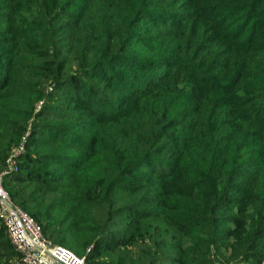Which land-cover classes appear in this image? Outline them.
<instances>
[{"label":"rangeland","instance_id":"rangeland-1","mask_svg":"<svg viewBox=\"0 0 264 264\" xmlns=\"http://www.w3.org/2000/svg\"><path fill=\"white\" fill-rule=\"evenodd\" d=\"M249 3L2 0L0 127L6 130L4 143L8 147L0 158L4 182L14 185L12 179L26 152L25 143L40 137L44 125L50 130L64 127L70 131L48 146L49 151L61 149L62 154L56 158L61 159L58 162L48 163L47 171L52 175L46 185L50 188L56 189L52 180L64 175L65 168L77 159H88L86 155L93 151L95 159L106 158L101 148L110 146L108 135L118 133L119 124L108 122L101 113L91 116L83 108L78 110L66 101L65 90L55 86L54 81L94 61L91 49L98 44L96 37L106 30H115L119 20L125 21L122 45L130 49L126 51L151 62L140 72L133 71L144 77L141 81L126 74V70L115 76V83L127 78L129 85L121 92L109 85L103 92L105 102L110 99L106 94L114 90L116 101L112 110L118 112V117L125 115L131 121L135 115L130 113L127 98L145 96L141 113L151 109L162 114L165 125L176 132V142L191 139L197 142L193 146L208 145L210 129L199 125L203 119L210 124L216 116L215 106L219 104L228 114L235 108L232 100L237 99L246 109L264 98V0L252 7L247 6ZM152 11L158 13L156 18L147 17ZM89 79L93 84L105 81L103 77ZM249 101H253L250 106ZM19 148L21 151L16 154ZM201 151L178 148L175 154L183 157L184 170L170 172V162L164 159L160 171L169 172L161 179H156L157 172L147 174L151 178L143 183L149 187L139 196L152 203L149 211L154 220L131 218V210L119 201L102 205V210L98 202L86 201L98 207L92 213L98 215L96 224L100 227L95 242L84 249L87 264H174L184 253L179 264H264V257L258 263L251 258L254 253L264 252V239L262 248L252 244L249 249L247 245L242 251H233L228 240L212 236L227 224L211 210L210 192L198 191L196 183L190 182L187 172H183L202 161ZM23 186L21 204L15 198L12 201L27 213L26 207L40 199L39 188ZM3 188L11 197L9 186ZM131 193L129 189L116 196L127 204ZM46 195L51 199L63 194ZM258 198L264 200V191H260ZM155 204L160 208L156 209ZM38 224L44 226V222ZM0 264H19L1 224Z\"/></svg>","mask_w":264,"mask_h":264},{"label":"trees","instance_id":"trees-1","mask_svg":"<svg viewBox=\"0 0 264 264\" xmlns=\"http://www.w3.org/2000/svg\"><path fill=\"white\" fill-rule=\"evenodd\" d=\"M249 1L247 6L252 7L261 0ZM2 5L0 0V8L3 7ZM150 13L152 14L147 16L149 18L158 16L155 11ZM124 22L119 20L115 30H106L96 37L98 44L91 49L94 61L54 81L55 86L65 90L66 101L78 110L83 108L84 112L91 116L101 113L108 122L119 124L118 133L108 135L110 146L101 148L106 158L95 159L94 151L91 155L85 153L89 156L88 159H77L72 162L65 168L64 175L52 180L56 189L50 188L46 182L52 174L47 171V167L54 164L52 162L61 160L56 158L62 154L61 149L49 151L48 146L57 141L55 138L66 136L70 131L64 127H53L50 130L47 125H44V132L40 137L28 139L25 143L26 152L19 161L18 173L12 179L14 185L6 184L4 179L2 180L3 186H9L11 200L17 199L20 205V198L25 189L23 185L37 186L40 199L33 201L30 207H26L28 215L37 223L44 222V226L40 227L48 240L65 246L82 257L85 247L95 242L100 230L99 225L96 224L98 215L92 213L98 207L86 201L92 199L93 202H98L101 210L102 205L108 206L113 201H119L122 207L131 210L129 214L131 218H151L149 208H152V203L139 196V193L146 192L149 187L143 183L151 178V176L147 177V174L153 175V172H157L156 179H161L169 171L184 170L181 165L183 157L175 154L178 148L202 150V161L183 172H187V179L190 182L196 183L195 188L198 191L210 192L211 210L219 214L223 222L227 224L224 228H218L215 231L218 234L212 236L224 241L228 240L229 248L233 251H242L247 245L249 249V245L252 244L262 248L264 200L259 199L258 195L260 191H264L262 186L264 182V98L246 109L237 99L232 100V104L237 109L234 108L228 114L224 113V109L219 107V104L215 106L216 116L210 124L203 119L199 125L210 129L211 133V142L201 146H193V143L197 142L191 139L181 143L176 142L177 134L165 125L162 114L152 112L151 109L142 114L144 110L140 107L143 105L145 96L136 100L134 97L127 98L131 108L130 113L135 115L133 120L128 121L125 115L118 117V112L112 110L116 101L113 98L114 90L106 94L110 98L108 103L105 102L103 92L111 84L120 92L121 89H125L129 85L127 78L120 81L117 79L116 83L112 81L115 76L123 74L125 70L126 74H131L133 78L143 80V76L133 74V71L140 72L151 62L144 58L138 59L136 53L134 56L126 51L130 49L122 45L125 41L123 37L125 29L122 30ZM131 52L134 53L135 50L131 48ZM91 76L103 77L105 81L102 84L99 83L100 81L93 84L89 79ZM99 103L102 104L101 107ZM252 103L253 101H249L248 106ZM116 118H118L117 121H115ZM5 131L3 127H0V158L5 156L8 148L4 143ZM59 143L63 148L65 147L61 142ZM95 151L99 150L95 149ZM164 159L170 162L167 172L160 171V166L165 162ZM129 189L132 192L131 197H128L127 204V201L123 204L122 197L116 195H121ZM59 192L63 195L52 196L51 199L46 197V194L52 195ZM137 207L142 208L141 211ZM158 208L160 207L156 206V209ZM163 220L166 221V219ZM90 225L93 229L88 227ZM8 246L17 256L9 241ZM184 254L176 259L174 264H179ZM83 257L87 263L88 257L85 255ZM261 257H264V252L254 253L251 258L258 263Z\"/></svg>","mask_w":264,"mask_h":264},{"label":"built area","instance_id":"built-area-1","mask_svg":"<svg viewBox=\"0 0 264 264\" xmlns=\"http://www.w3.org/2000/svg\"><path fill=\"white\" fill-rule=\"evenodd\" d=\"M20 151L17 149L16 154ZM2 180L3 174L0 173V224L19 264H87L83 256L48 240L40 225L13 203Z\"/></svg>","mask_w":264,"mask_h":264}]
</instances>
